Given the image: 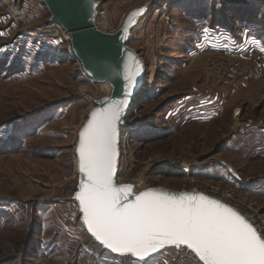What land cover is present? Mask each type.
Instances as JSON below:
<instances>
[{"label":"rangeland","instance_id":"1","mask_svg":"<svg viewBox=\"0 0 264 264\" xmlns=\"http://www.w3.org/2000/svg\"><path fill=\"white\" fill-rule=\"evenodd\" d=\"M97 1L113 28L147 6L129 43L146 77L120 127L118 184L204 192L264 238V0ZM67 38L44 0H0V264H203L187 247L115 254L85 230L76 144L111 86Z\"/></svg>","mask_w":264,"mask_h":264},{"label":"snow or ice","instance_id":"2","mask_svg":"<svg viewBox=\"0 0 264 264\" xmlns=\"http://www.w3.org/2000/svg\"><path fill=\"white\" fill-rule=\"evenodd\" d=\"M126 79L129 87L136 83ZM119 120L118 108L97 109L80 134V169L87 183L77 199L96 240L137 256L174 245L191 249L203 264H264V238L227 205L202 194L149 189L135 195L132 185L118 186L113 176Z\"/></svg>","mask_w":264,"mask_h":264},{"label":"water","instance_id":"3","mask_svg":"<svg viewBox=\"0 0 264 264\" xmlns=\"http://www.w3.org/2000/svg\"><path fill=\"white\" fill-rule=\"evenodd\" d=\"M48 10L52 15V20L59 24L70 36V45L81 65L82 70L91 78L95 83H108L111 86V93L99 100H96L93 108L90 110L89 115L83 123L76 144L77 154V171L80 176L79 191L81 185L87 183L86 174L80 169L79 158V144L81 139V132L89 124L92 113L97 109H105L108 111L119 109L120 120L117 122V155L114 162V182L118 186V163L120 157V127L125 124L124 117L127 116L130 108L133 106L137 95H139L146 77V66L137 51L130 47V37L132 30L136 27L139 19L143 17L147 11V6L139 7L131 10L127 17L124 19L121 27L115 33H106L98 29L95 25V20L98 14L99 2L96 0H44ZM126 77H134L136 83L129 87V81ZM123 102V104H122ZM149 189H155L159 192L174 193V194H202L203 196L215 199L234 211L241 214L248 222L252 224L241 212L234 209L227 202L206 194L198 190H174L165 187H151L140 192H135L132 187V192L138 195L141 192ZM75 199L79 206L81 214V221L87 233L96 240L87 228L82 206L80 201ZM129 199H132L130 196ZM253 225V224H252ZM254 226V225H253ZM255 227V226H254ZM257 230V228L255 227ZM258 234L259 231L257 230ZM261 235V234H260ZM262 236V235H261ZM263 238V237H262ZM102 245V244H101ZM103 246V245H102ZM166 247H176L174 245H165L153 252L149 249L143 252L140 256L133 255L136 259L151 258L159 254ZM186 247V246H180ZM103 248L115 253L105 246ZM191 250V249H189ZM192 251V250H191ZM198 257V255L196 254ZM199 258V257H198ZM201 261V260H200ZM202 262V261H201ZM203 263V262H202Z\"/></svg>","mask_w":264,"mask_h":264},{"label":"built area","instance_id":"4","mask_svg":"<svg viewBox=\"0 0 264 264\" xmlns=\"http://www.w3.org/2000/svg\"><path fill=\"white\" fill-rule=\"evenodd\" d=\"M97 1V0H96ZM119 1V0H118ZM101 18L103 19V16L101 17V13H99V11H98V14H97V18H96V20H95V25H96V27L98 28V29H100L101 31H103V32H106V33H115V32H117L118 30H119V28L121 27H119V28H113L114 26H112L111 27V25L109 26V24L103 19V21L101 20ZM58 25V27L59 28H61V30L63 31V33H64V35L66 36V38H67V32L59 25V24H57ZM122 25V24H121ZM138 25L139 26H141V24H140V21H138V23H137V25H136V27L132 30V35H131V37H130V39H132L133 37L135 38V36L133 35L134 33H135V31L137 30L136 28L138 27ZM137 32V31H136ZM69 35V34H68ZM131 47V46H130ZM131 48H133V47H131ZM134 49V48H133ZM135 50V49H134ZM136 51V50H135ZM99 99H101V98H99ZM98 99V100H99ZM95 101L96 100H94V103H95ZM145 189V188H144ZM144 189H141V190H136V188H135V192H140V191H142V190H144ZM79 210V209H78ZM80 212V211H79ZM153 258V257H152ZM151 259V258H150Z\"/></svg>","mask_w":264,"mask_h":264},{"label":"bare ground","instance_id":"5","mask_svg":"<svg viewBox=\"0 0 264 264\" xmlns=\"http://www.w3.org/2000/svg\"><path fill=\"white\" fill-rule=\"evenodd\" d=\"M160 13V12H159ZM157 14H158V12H155V14H154V16H157ZM110 26V25H109ZM67 36H68V44H69V49H70V53H71V55L77 60V57L75 56V54H74V51L72 50V46L70 45V36L67 34ZM78 61V60H77ZM79 63V62H78ZM80 64V63H79ZM154 78V71L152 70V73H151V75H150V79L152 80ZM93 81V80H92ZM138 96V95H137ZM137 98V97H136ZM127 138V137H126ZM121 139H122V137H121V135H120V150H121ZM120 154H121V151H120ZM78 167V166H77ZM230 205V204H229ZM232 206V205H231ZM233 207V206H232ZM234 209H236L235 207H233ZM237 210V209H236ZM168 248H181V247H166V248H164V250L163 251H165L166 249H168ZM163 251H161L159 254H161ZM121 254H125V253H121ZM158 255V254H157ZM156 255V256H157ZM143 259H146V258H143ZM140 260H142V259H140ZM148 261H149V259H147ZM146 260V261H147Z\"/></svg>","mask_w":264,"mask_h":264},{"label":"trees","instance_id":"6","mask_svg":"<svg viewBox=\"0 0 264 264\" xmlns=\"http://www.w3.org/2000/svg\"><path fill=\"white\" fill-rule=\"evenodd\" d=\"M227 1L230 3H234V4H240V3L245 2L244 0H227Z\"/></svg>","mask_w":264,"mask_h":264}]
</instances>
